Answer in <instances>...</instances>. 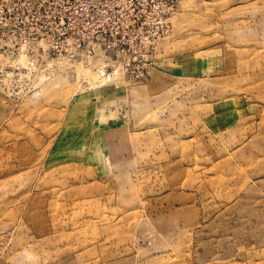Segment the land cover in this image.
<instances>
[{
    "label": "rangeland",
    "instance_id": "374dc122",
    "mask_svg": "<svg viewBox=\"0 0 264 264\" xmlns=\"http://www.w3.org/2000/svg\"><path fill=\"white\" fill-rule=\"evenodd\" d=\"M78 2L0 0V264H264V0Z\"/></svg>",
    "mask_w": 264,
    "mask_h": 264
},
{
    "label": "built area",
    "instance_id": "2783aa9c",
    "mask_svg": "<svg viewBox=\"0 0 264 264\" xmlns=\"http://www.w3.org/2000/svg\"><path fill=\"white\" fill-rule=\"evenodd\" d=\"M79 0H5L6 15L17 14L24 16L28 19L29 15L37 13L38 11H45L50 13L52 18V25L54 29V37H30L33 46L31 49H26L25 44L20 47L14 48L17 53L33 54L29 58H24V61L17 64L18 68L37 69V68H50L60 59L59 55H63V59L73 50H81L76 42L75 36H80L81 33L72 35L69 30L73 25L79 23L77 16H82L80 10ZM44 18L45 16H42ZM31 30L34 28L27 25L26 21L20 22ZM82 38V37H78ZM75 41V48H74ZM71 43H73L71 45ZM28 45L27 47H29Z\"/></svg>",
    "mask_w": 264,
    "mask_h": 264
},
{
    "label": "bare ground",
    "instance_id": "6f19581e",
    "mask_svg": "<svg viewBox=\"0 0 264 264\" xmlns=\"http://www.w3.org/2000/svg\"><path fill=\"white\" fill-rule=\"evenodd\" d=\"M24 43H25V42H24ZM24 43H23V44H24ZM20 56H21V54H20ZM20 58H21V57H20ZM20 58H18V60H19ZM22 60H23V59H22ZM23 61H24V60H23ZM17 62H18V61H17Z\"/></svg>",
    "mask_w": 264,
    "mask_h": 264
}]
</instances>
